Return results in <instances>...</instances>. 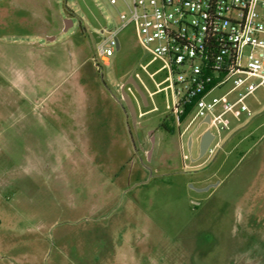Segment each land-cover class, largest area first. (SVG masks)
<instances>
[{"label":"rangeland","instance_id":"rangeland-1","mask_svg":"<svg viewBox=\"0 0 264 264\" xmlns=\"http://www.w3.org/2000/svg\"><path fill=\"white\" fill-rule=\"evenodd\" d=\"M119 12L108 0H0V264H264V88L194 161L207 126L177 124L171 96H149L151 57ZM115 29L120 48L96 62L94 33ZM129 76L148 102L125 87L138 153L115 99Z\"/></svg>","mask_w":264,"mask_h":264},{"label":"built area","instance_id":"built-area-1","mask_svg":"<svg viewBox=\"0 0 264 264\" xmlns=\"http://www.w3.org/2000/svg\"><path fill=\"white\" fill-rule=\"evenodd\" d=\"M108 2L124 4L126 13L119 12V19L134 25L139 45L151 57L141 67L156 87L149 96L170 95L167 108L177 124L188 117L201 119L200 126H207L203 131L212 132V127L227 128V113L252 115L245 99L264 88V0ZM106 33L97 46L96 62L107 61L117 48L118 30ZM154 62L161 66L149 73ZM157 76L161 79L155 80ZM228 82L229 91L208 99ZM232 93L234 98L227 99Z\"/></svg>","mask_w":264,"mask_h":264},{"label":"water","instance_id":"water-1","mask_svg":"<svg viewBox=\"0 0 264 264\" xmlns=\"http://www.w3.org/2000/svg\"><path fill=\"white\" fill-rule=\"evenodd\" d=\"M68 23L66 22V27ZM97 35V33H94L93 36ZM117 49L120 48V42L119 39L117 38ZM127 85H131L136 92L138 93V95H140L142 97V99L145 102V105L147 106L148 102H147V98L142 90V88L140 87L139 83L135 80V78L133 76H129L125 82V84L121 87V91H122V96L120 102L122 104V109L123 112L125 113L126 116V123H127V128L129 130V134L130 137L132 139L133 142V147L135 148V144L132 138V131H131V127L136 128L137 126V119H138V113L136 110V106L131 98V96L126 92L125 87ZM131 120V121H130ZM206 122H209V117L206 118ZM215 139V135L211 132V130H206L204 132V134L201 137L200 140V157H203L204 154L207 152L208 147L210 146V144L214 141ZM189 144H191V138L189 140Z\"/></svg>","mask_w":264,"mask_h":264},{"label":"flooded vegetation","instance_id":"flooded-vegetation-1","mask_svg":"<svg viewBox=\"0 0 264 264\" xmlns=\"http://www.w3.org/2000/svg\"><path fill=\"white\" fill-rule=\"evenodd\" d=\"M66 12H67V9H66ZM68 14V16H65L66 17V19H65V22H67V23H69V22H71V18H73L72 16H73V12L71 11V13H67ZM122 105V104H121ZM164 127L168 130V131H170V132H175V130H172V129H170L168 126H166V125H164ZM204 132L205 131H202L201 133H200V135H199V146H198V150H197V155H196V158L194 159V161L195 160H197V159H200V158H202V157H200V140H201V137H202V135L204 134ZM178 133H179V137H180V144H182V133L180 132V129L178 128ZM152 134H153V132L151 131V132H149L148 133V138L149 137H151L152 136ZM195 132L192 134V135H190L189 137H188V139H187V141H186V148L188 149V151L191 153L192 151H193V148H194V145H195ZM190 138H191V144H189V140H190ZM215 140V139H214ZM213 143V142H212ZM211 143V144H212ZM134 144H135V148H134V150H135V152L136 153H138L139 152V148H138V146L136 145V143L134 142ZM211 144H210V146L208 147V150H207V152L209 151L210 152V149H211ZM138 151V152H137ZM206 152V153H207ZM205 153V154H206ZM204 154V155H205Z\"/></svg>","mask_w":264,"mask_h":264},{"label":"crops","instance_id":"crops-1","mask_svg":"<svg viewBox=\"0 0 264 264\" xmlns=\"http://www.w3.org/2000/svg\"><path fill=\"white\" fill-rule=\"evenodd\" d=\"M95 40H96V46H98L100 40H101V36L99 34L95 35L94 36ZM117 103L120 105L121 109H122V105H121V102L119 100V98L115 97ZM0 103L4 104L6 103V97H5V94L3 95L2 97V101H0ZM123 111V109H122ZM4 116L0 113V120L2 119L3 120Z\"/></svg>","mask_w":264,"mask_h":264}]
</instances>
